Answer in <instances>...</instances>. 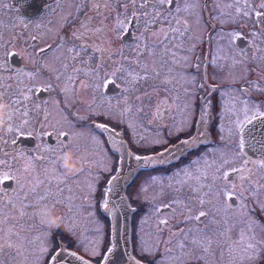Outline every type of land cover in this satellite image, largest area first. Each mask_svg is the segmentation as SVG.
I'll list each match as a JSON object with an SVG mask.
<instances>
[{
  "label": "flooded vegetation",
  "instance_id": "obj_1",
  "mask_svg": "<svg viewBox=\"0 0 264 264\" xmlns=\"http://www.w3.org/2000/svg\"><path fill=\"white\" fill-rule=\"evenodd\" d=\"M61 1L64 2L65 0ZM180 2L181 0H175L173 5L175 7L180 6ZM208 2L209 0H207V6H211L212 9V3ZM105 3L106 0H87L89 15L80 18L78 24L82 27L80 33L77 31L79 27L72 26L71 24L68 25L69 40L66 41L61 34L62 31L59 30V35L62 37L60 44L64 46L62 56L74 57L76 51L73 44H83L80 38L86 39L88 45L91 42L94 43V48L96 49L101 48L100 42L94 40L97 34L93 33H99L95 32L97 27L104 29L110 24L109 22L102 21L101 18L105 17L107 12L109 16L111 15L112 11L115 10L117 0H107L109 4L107 8L104 6ZM96 4L100 5L99 9L95 7ZM119 5L122 6V3ZM5 6L11 9V13L14 16L11 17V20L14 19L17 26L18 19L30 23L32 22L31 19L38 17L47 8L48 0H8L6 4H4V0H0V100L7 102L13 111V118L9 122L13 132L8 133V130H5L6 128H0V208L6 206L9 201L13 202L9 206L13 208V214L16 216L14 218H7V221H13L16 217L21 216V214H28L24 208L37 207L40 211L44 208L42 199L47 195L51 187L49 179L51 170L48 168L51 166L54 149H59L61 156L67 152L71 153L73 157L69 161V165L73 171L69 172L60 165V172L76 178L82 177L85 175L84 173L91 174L92 176H87L89 178L81 183L83 189L87 191L86 193L79 189L71 190L66 188L59 200L51 206L50 211L57 213L55 218L57 224L61 223L63 227H46L43 233L46 235L47 248L42 256L40 255L37 259L36 256H33L32 259L25 261V255L17 254V249H14V254L0 251V260L13 258L18 264H48L51 255L60 245L86 256V252L80 247L81 237L74 233L69 227L68 221L66 222V213L69 209L67 203L69 204L70 201L71 205H80L86 213L87 209L90 210L91 215L95 216L98 220L101 217L108 225L109 219L100 213V191L102 184L111 173L120 172L118 169L120 156L114 152V149H118L119 146L112 145L109 148L105 143L107 140L103 130L108 131L105 128L100 129L99 125L102 122H100L98 117V113H105V109H99L101 111L99 112L96 110L97 107L94 103L89 104L87 109H90L93 114L88 116L85 121H82L84 99L82 87L85 85L89 87L87 79L78 78L76 84L63 81V86H67L71 92L73 89L72 96L76 97L75 100L78 108L80 107L79 110H76L74 104L67 106L66 102L63 101L66 95L61 91L62 85L58 84L59 80L56 72H60L63 65L64 73L66 74L71 69L73 63L78 65L81 63L80 60L76 62L69 61L67 65L64 64L65 62H61L59 70L53 69V66L50 65V58L54 46L51 45V42L40 39V36L49 34L43 32L40 33V36L26 35L25 30L19 27L8 29L6 25L4 27H7V29L3 30V24L9 21L8 16H4ZM166 8L168 9V4H166ZM207 9L205 7L203 9L206 14H208ZM158 10L160 11L161 9ZM18 15L21 17H18ZM137 15H140V13H137ZM129 17L131 16L129 15ZM129 20L130 18L128 22ZM256 21L257 19L254 17L251 21L250 30L246 33L264 31V26L258 24ZM129 25L131 26L129 27ZM90 27L93 33L86 34L85 31ZM135 27V21L131 20L128 24V30H132V34H129L127 37L129 38L130 36V40L134 39L133 28ZM222 28V26H216L209 19L208 30L210 34L206 38V50L203 52L201 46L197 49H192V51L194 50V54L187 66L190 68L192 77L191 80L188 79L186 86L192 87V99L194 100L195 96L197 98L196 103L191 104L188 110L186 107L182 108L179 112L180 117L178 115V121L172 112L173 110H177L176 106H164L162 109L157 108L155 112L149 110L146 106L143 107L140 116L143 119L145 132L151 139V142L148 144H140L137 147L135 145L137 140L133 138L135 136L134 133V136L131 137L126 131H123L125 140L131 151L147 156L160 153L164 159L159 166L156 165L155 167L144 169L138 167L129 176L123 177L125 184L124 194L132 208H129L131 213L127 214L130 217L131 229L128 244L132 255L142 264H176L177 262H169L170 258L167 261L162 258L163 253L165 250L172 249L171 252H173L174 256L176 254L175 250H177L174 242L179 237H173L172 233H179L181 230L187 231L189 227L203 229L212 237L214 243L211 252L205 256L207 260L204 263H201L197 259H186L187 264H264V243H259L261 240H264V207H261L260 202L255 201L247 193H245L244 198L235 194L229 195L233 192H239L240 181L238 179L235 180L237 184L236 190H232L230 187L225 189L223 187L225 182L218 181V188L214 189L213 195L205 198L208 202L203 206L188 203L189 189L187 186L181 191H175L169 188L168 184H155V182L162 183L163 179L167 180L171 178V175H173L176 184L177 180L183 178L182 172L183 170H187L189 164L192 168L194 162H197L198 159L201 162L207 160L210 155L213 157L214 151L218 152V154L215 152L217 157L221 158L223 156L230 160V164L225 166L223 171H230L231 167L241 166L245 159L252 161L264 157V123L255 124L256 126L253 129V153H249L245 147L242 152L237 153L235 149L239 138L234 134L229 135V131L225 128L226 124H228L235 129V121L244 118L243 114H241L242 116H238V114L244 112L245 105L249 108V112L251 110L252 112L264 110V99L255 98L259 84L253 80H245L250 73L249 66H247L248 62L243 63L241 67L244 70V76L240 78V81L234 82V79H230L231 82L227 83L229 87L224 88L225 91L227 89L234 90L236 95L239 96V98L237 97L238 100L241 99V101L237 102L236 113L228 114L229 111L227 109L229 107L227 108L223 100L222 94H224V91L223 89L221 90V83L215 81L213 75H211L215 74L216 70L218 72L224 70L222 73L229 71L224 68L225 66L220 65V58L218 59V56L214 52L218 55L227 54L229 56L230 54L228 58L230 64L228 66L232 68L238 64L241 65V59L233 61V55H235L233 50L239 52L240 55L247 53L249 62L257 61L258 66L264 68V60L260 59L261 55L263 56L264 54V35H257L254 40L251 35H240L244 33L242 26H231L225 30H222ZM228 29L232 30L226 32ZM50 30L52 31L53 29L50 28ZM154 33H158L154 36L163 40V33H160L159 24L155 25ZM222 33L225 37L221 36ZM33 37L36 39L33 40ZM225 38L228 41V45L223 48L222 45ZM69 49H72V51H69ZM253 57H256V59H253ZM105 58L110 59L109 56H105ZM96 59L97 57L94 55L92 61L95 62ZM83 61L88 63L87 60ZM108 64L109 61H104V66H102L104 70L103 75L106 74L107 77L103 82L105 91H101H104L106 95L111 94L116 89L111 85L108 90L105 89L108 81L112 80L111 82H113ZM94 65L95 69L91 65V71L100 70L98 61ZM185 75L189 74L185 73ZM95 76L93 75V78ZM259 89L264 91L263 88ZM25 96L28 97L27 100L24 99ZM17 101L19 103H16ZM53 103L60 111L57 114H53ZM107 108L110 109V107ZM58 116H61L63 120L57 121L55 118ZM230 116H234V119L230 120ZM25 120L28 121L27 124L24 123ZM87 128H98L100 133H102L105 141L98 136L97 141L99 146L102 145L103 158L97 156L95 160H92L83 154L76 153L73 149L76 135L80 132L86 133ZM115 129L121 130L119 128ZM108 135L110 136V134ZM117 137L121 138V135L115 132L114 136H112V143H116ZM193 138L196 139L193 140ZM10 139H15V141L10 143L12 147L9 145ZM186 140L189 141L188 144L183 143ZM14 142L15 144H13ZM172 145H174L173 148L169 147ZM140 148L141 150H139ZM41 149H44L45 152H42ZM164 151L166 152L164 153ZM255 153L256 156L252 157V154ZM133 161L132 164L134 165L136 160L133 158ZM183 162H186V164L178 166ZM221 163L222 160L219 165ZM129 168L131 169L130 166ZM104 171H106V174L100 180V175ZM138 171H141L140 177L142 176L144 179L143 185L140 186H136L135 181L137 179L132 180V176H136ZM212 171L214 170L209 169L210 173ZM67 175H63V178H72ZM257 175H260L259 170H257ZM5 176L8 179L5 180ZM9 180H11V183ZM148 182H152L153 187L150 191L146 192L143 187L149 188L150 186L145 185ZM175 186L179 187V185ZM173 197H179L187 204L186 209L178 208L175 216L172 215L170 209L164 208V204L168 203ZM58 204L65 205V207H58ZM158 207L160 211H157ZM188 210H191L193 215H197L200 211H205L207 213V220L200 224L194 221L186 223L184 215L181 213L186 214ZM149 212L150 214L144 219L145 215ZM29 215L31 216L25 218L27 220L26 223L36 222V219H39V224H48L40 221V214L33 213ZM125 219L127 217H124L122 220ZM149 219L152 222L150 225L151 229H149L152 237L150 241H144V238H141L143 244L138 246L136 236L138 231L141 230L139 226L142 225L143 221H148ZM161 219L169 221L167 227L159 224ZM16 221L18 222L19 219H16ZM3 222H6V220H3ZM253 222L258 225L255 228L256 240L252 241L256 245V248L254 253L243 254L242 248L247 243V236L252 234L247 225ZM14 223L17 224L16 222ZM242 232H246L247 234L245 236V243H234V241L240 240ZM220 233H224V235L221 236ZM170 239L174 244L166 243ZM190 239L191 237H189ZM109 245L110 242L107 237L102 253H98V246L96 252L98 255H92L91 253V256L87 255L86 257L98 263ZM230 248L231 251L229 250ZM99 254L100 258H97ZM248 256L252 258L248 259ZM94 257L95 259H93ZM10 262L13 264L12 259Z\"/></svg>",
  "mask_w": 264,
  "mask_h": 264
},
{
  "label": "rangeland",
  "instance_id": "obj_2",
  "mask_svg": "<svg viewBox=\"0 0 264 264\" xmlns=\"http://www.w3.org/2000/svg\"><path fill=\"white\" fill-rule=\"evenodd\" d=\"M61 0H48V6L47 8L36 18L31 19L32 22L27 23V21L18 19L17 26L15 25V20H11V17H14L11 13V9L7 6L4 8V16H8V22L6 24H3V30L11 29L14 27H19L20 29L25 30L26 35H36L40 36V33L46 32L49 35L46 36H40L42 40H46L51 42V45L54 46L53 53L50 58V65L53 66V69H60V63L65 62L64 64L71 61V62H80L82 60H87L88 65H93L95 69L96 62H99L100 70L92 73L91 71H88V73L85 72V70L78 69L79 72H77L75 75H72L73 69L77 67L76 63H73L71 66L72 68L64 73V66L62 65V68L59 71L56 72V75L58 77V84L61 86V91L63 94L66 95V97L63 99L64 102H66L67 106H70L71 104H74L76 106V110H79L76 104L75 98L72 96V92L70 89H68L67 86H63L64 82H70L73 84L77 83L78 78H82L83 76L88 81L89 87H82V95L84 97L83 99V108H82V114L83 118L82 121H85L86 118L93 114V112L90 109H87L88 105L91 103H94V105L97 107V111L101 112L99 109H105V113L101 112L98 113V117L101 122H103L101 125H104L105 129H107L108 134L110 136H114L115 132L118 131L116 128L120 127L123 131H126L128 135L133 137L137 140L135 145L138 147L140 144H148L151 142L150 137L146 134V129L143 123V119L139 115V107H142L143 103H146L147 105H156L155 101H151L148 95H144L147 89L149 88H157L162 91H164L165 96V102L161 103L162 105H172L176 106V111L173 110L174 117L178 121V118L180 117L179 112L182 110V108L186 107V109H190L191 104H195L197 98L194 96V100L192 99L193 93H192V87L186 86L188 79L191 80L192 75L190 74V68L187 67L189 65L190 58L194 54L193 48L197 49L199 46H201V50L204 52L206 50L207 41L206 38L210 34V31L208 30V20L211 19L212 22L216 26H222V30H225L231 26H242V31L244 33H241L240 35H251L252 33H246L250 30L251 21L254 19L255 15H251L250 17H243L242 15H239L236 13V7L237 0H209L210 3H212V9L211 6H207V0H188V3L195 2L198 6L193 8H188L187 11L184 10L185 8V0H181L180 6H174L173 4L165 3L161 7H159L160 12L164 15L169 14V10H171V13L174 17L172 20V27H180L181 30H183V22L187 20L189 25V30L185 32L183 37L175 36V44H181L182 47H172V51L175 52V59L176 63H173V58L171 54H165L162 46L160 45L161 41L165 40V36L163 34V40H161L159 37H156L152 35L155 31V26L149 28L147 30V35H144L145 28H144V22L142 20H136V27L133 28V40H130L128 35L130 34V31L128 30V24L131 22V17L125 18L124 16L120 15V13L124 12L123 3L122 6L115 5V10L112 11L111 15L109 16L108 12L105 14V17H102L101 20L105 22H109L103 31L99 33H93L97 34L96 37H94V40L100 42V46L104 47L105 49H101V51H97L96 48H94V43L91 42L90 45L87 44V40L83 42V44H73L75 47L74 50L76 51V55L74 57H66L62 56V53L64 51V46H61L60 42L62 40V37L59 35V30H61V34L63 35V38L69 40V32L67 30V27L69 24L72 26H77L79 28H82L79 24L80 18L85 17L89 15L88 13V6H87V0H65L63 3ZM142 2V0H138V3ZM208 2V3H209ZM251 2L254 5H258L261 0H251ZM8 3V0H4V4ZM244 0H239V4L243 5ZM166 4H168V9L166 8ZM179 7L181 11L179 13H176V8ZM207 9L208 7V14L203 10ZM120 8V9H118ZM151 9H149L150 11ZM174 11V12H173ZM18 17H21L18 15ZM95 17V15H93ZM111 17V18H110ZM130 18L129 22L128 19ZM209 18V19H208ZM180 20L181 23L177 25L175 23L176 20ZM120 20L123 22L124 26L121 27L120 24L117 23V21ZM102 24V23H101ZM6 25L7 27H4ZM131 25H129L130 27ZM163 28L166 30L169 25L168 24H159L160 29ZM53 29L52 31L50 30ZM232 29H228L226 32H230ZM229 34V33H225ZM175 34H169L168 39L171 40L172 37ZM221 36L225 37L222 33ZM227 37V36H226ZM82 42V41H81ZM145 44L155 46V56L147 55L143 52ZM226 45H228V41L225 38L222 47L225 48ZM70 46V45H69ZM137 49L141 50V54L139 57L137 56ZM233 61H237L238 59L243 60L245 63L248 62L247 66H249L250 73L248 77H244L245 80H253L259 84L258 92L255 94V98H263L264 99V91H261L259 88L264 89V76H263V67H259L257 64V61H248V54L244 53L243 55L239 54V52L233 50ZM216 56H218L219 63L221 66H225V69H228L229 71H226L222 73L215 71V74L213 75L215 81H218L221 87V90L223 89L224 94L223 100L225 101V104L227 105V111H229L228 114H231L233 112L236 113L237 111V102L241 101L238 100L239 96L236 95L234 90L227 89L226 91L224 88H228L229 86L227 83H230V79H234V82H239L240 78L244 76V70L241 69L243 63L241 65H237L232 67H229L230 64L228 58L230 56H227V54L218 55L216 52H214ZM96 56L97 59L95 62L92 61V57ZM116 56L118 63L114 65V72L121 66L127 71L132 68H134L137 72L141 71L139 68V64H147L149 71H152L153 68H155L157 71H159L160 75L159 77H155L147 82H139L137 85L136 90L132 92L125 93V88L129 87V85L124 80L125 72H118L115 76L112 75L113 69L108 68L111 72L110 75H112V78L121 85V92L117 96H111L106 95L104 93V80L106 79V74L103 75V62L106 61L105 56H109L110 59H108L109 64H113L114 61H111V56ZM226 55V56H225ZM262 56V55H261ZM264 56V54H263ZM163 60L166 62H162ZM186 57V59H185ZM217 59V60H218ZM60 60V61H59ZM131 60H134V62H131ZM82 63V62H81ZM83 66L86 65L82 64ZM106 65V64H105ZM169 69H171V72H169ZM59 72V73H58ZM185 73L189 75H185ZM93 75H96L95 78H93ZM195 79V78H194ZM169 81L168 83H164V81ZM226 80H228L226 82ZM227 85V86H225ZM192 86V84H191ZM67 89V91H65ZM106 90H108L105 87ZM101 90H104L103 92ZM138 94V95H137ZM137 95V96H136ZM136 97H140L141 99L137 100ZM238 97V98H237ZM140 103V104H139ZM139 104V105H138ZM74 106V107H75ZM104 107V108H103ZM107 107H110L107 108ZM138 107V108H137ZM75 111L74 109H72ZM109 110V111H108ZM52 111L53 114H57L59 109L57 106L53 103L52 105ZM112 111V112H111ZM252 112V110H251ZM249 112V115L251 114ZM244 116L243 113H239L238 116ZM179 115V117H178ZM110 117V118H109ZM57 121H62V117L58 116L55 118ZM230 120L234 119V116H230ZM244 118H242L241 121H243ZM257 122L255 124H260L264 121V119H257ZM230 124V123H229ZM252 126V130L255 128L256 125ZM251 124H246V127H249ZM245 127V129H246ZM225 128L229 131L231 127L230 125L226 124ZM101 129V128H100ZM234 129V128H233ZM7 130V129H5ZM8 131V133H12ZM92 133V135H91ZM134 133V135H133ZM253 134V133H252ZM97 136L104 140V137L102 133H100L99 129L97 128H87L86 133H78L76 135V138L73 142V149L78 154H83L87 158H90L92 160H95L97 156L100 158H103L102 154V145L99 146V143L97 141ZM125 138V137H124ZM121 139V138H120ZM14 140L10 139V143H12ZM106 145L110 148L112 145H118V143H112L110 141L105 142ZM15 144V142L13 143ZM12 147V145H10ZM171 148L174 147V145L169 146ZM54 149V148H53ZM141 150V148L139 149ZM42 152H45L44 149H41ZM54 156H52L51 160V166L50 169V191L48 190L47 195L42 199V202L44 204V208L40 211L37 207H31L29 209L24 208V210L28 214H21V216L16 217L13 221H7V218H14L16 215L13 214V208L9 205H12L13 202L9 201L8 204L2 208H0V251L3 253H9L14 254V249H17V254H23L25 255V261L28 259H32L33 256H36V259L42 256L43 252L41 249L47 248V240L46 235L43 233L48 228H55V226H58L59 228H62L63 226L61 223L56 224L55 226H50L49 224L43 225L39 224V219H36V222L26 223V219L28 218L29 214H40V221L45 223L44 221L48 219V216L46 215L49 211L51 206L56 203L61 194L64 193V190L66 188L71 190L79 189L80 191L86 193L81 185V183L85 182L89 177H91V174L84 173L80 178L73 177L71 175L64 174L59 171L60 165H62V162L60 160L61 157V151L59 149H54ZM133 154V158L136 156L141 157H150V155H143V154H136L135 152L131 151ZM166 151H164L165 153ZM212 157L211 155L207 158L205 161L200 162V166L204 167L205 162L207 164L213 165L212 170L215 169V167L219 166V163L221 162V158L217 157L215 155ZM218 154V152H216ZM152 154V153H151ZM198 159V158H197ZM199 161V159H198ZM145 162V161H144ZM146 163V162H145ZM108 164V163H107ZM186 164V162L181 163L178 166H182ZM157 164L152 160L150 163H146V166L144 168H150L155 167ZM129 164H126L124 167H128ZM159 166V165H158ZM127 169V168H126ZM124 170V172L126 171ZM187 169H193L194 166L191 168L190 164L187 167ZM63 171V169H62ZM173 171V169H172ZM141 171H138L136 176H132V180H135L136 186L143 185L144 179L142 176L140 177ZM103 174H106V171H104ZM113 173H111L112 175ZM118 174V173H117ZM63 175L70 176L72 178H63ZM89 176V177H87ZM34 178V176H32ZM183 179V178H182ZM131 180V181H132ZM175 179L173 175H171V178L165 180L163 179V182H155V184L163 185V184H175ZM123 179L118 178L116 181V187H114L113 197L117 196V193L119 190L123 189L125 187V184L122 183ZM120 183V187L118 185ZM149 183V184H148ZM145 185L150 186L149 188L143 187L146 192L150 191L152 189V182H148ZM205 191H207V188H205ZM65 196V195H64ZM70 196V195H69ZM66 197V196H65ZM261 200H264V196L260 198ZM45 200L46 203H45ZM255 200V199H254ZM257 201V200H255ZM69 209L66 213V222L68 221V225L71 228V230L78 234L81 237V249L86 252L88 256H91V249L95 248L97 252V247L99 246V252L102 253V250L104 248L105 243H102L105 235V229L107 228V223L104 219L100 217V220H98L95 216L91 215V211L87 209V213L84 212L80 205H71V202L69 201V204L67 203ZM165 205V204H164ZM58 207H65V205H59ZM99 207H102L99 204ZM139 208V207H138ZM52 218L55 219L57 216V213L55 211H51ZM100 213H102V210H100ZM120 213V212H119ZM122 215V213H120ZM145 215L144 219L148 216ZM16 219H19L17 222ZM3 220H6V222H3ZM16 222L17 224H15ZM152 222L149 219L148 221H143L142 225L139 226L141 230L137 233V242L138 246H141L143 242H141V238H144L145 240L150 241V238L152 237V233L149 229H151ZM142 231V232H141ZM131 232V229H130ZM165 233V232H164ZM246 234V232H244ZM247 235V234H246ZM181 239V238H179ZM177 240L174 242L176 244ZM173 243V244H174ZM103 246V247H102ZM107 247V246H106ZM102 248V250H101ZM175 248L178 250H175V255L173 256V252H169V250H165L163 253L162 258H164L166 261L170 258L169 262H177V260L174 259L175 256L180 255L179 249L175 246ZM80 249V248H79ZM80 249V250H81ZM81 250V251H82ZM89 252V253H88ZM98 255V254H97ZM203 255V254H201ZM97 258H100V254ZM12 259L13 264H18L15 259L9 258V259H1L0 263L2 264H11L10 260ZM95 259V257L93 258ZM185 259H193L191 257H186ZM92 260V259H91ZM201 263H204L207 259H197ZM187 261V260H186ZM176 263V264H177Z\"/></svg>",
  "mask_w": 264,
  "mask_h": 264
},
{
  "label": "snow or ice",
  "instance_id": "obj_3",
  "mask_svg": "<svg viewBox=\"0 0 264 264\" xmlns=\"http://www.w3.org/2000/svg\"><path fill=\"white\" fill-rule=\"evenodd\" d=\"M166 2L169 4H173L175 3V0H142V2L139 3L138 0H117V6H119L120 3H123L124 12L120 13V15L124 16L125 18L129 17L130 15L132 21L142 20L144 22V35H147V30L149 28L157 24H168L169 27L166 30L164 28L160 29V33H163L165 36V40L161 41L160 45L162 46L164 53L171 54L173 63H176L177 61L175 59V52L172 51V47H182V45L174 43L175 36L183 37L185 32L189 30V25L187 20H185L183 22V30H181L180 27H172V20L174 19V17L171 13V10H169L168 15H164L158 10L159 7L164 5ZM237 5V14L242 15L243 17H250L254 14L257 18L256 22L264 26V0H261L258 5H254L251 0H244L243 5H240L239 0H237ZM104 6L105 8L109 6L107 0ZM196 6L198 5L195 2L188 3V0H185L184 10L187 11L188 8H193ZM95 7L99 9L100 5L96 4ZM149 9H151V11H149ZM180 11L181 9L177 7L176 13H179ZM137 13H140V15H137ZM117 23L120 24L121 27L124 26L123 22L120 20H118ZM175 23L179 25L181 21L177 19ZM101 31H103V29L100 27H97L95 29V32ZM170 33L175 34L171 40L168 39ZM157 34L158 33H152V35ZM257 35H264V31H261L259 33L253 32L252 36L254 40ZM35 39L36 38L33 37V40ZM154 47L155 46L145 44L143 52L147 55L155 56ZM41 51H43V49H41ZM69 51H72V49H69ZM97 51H101V49H97ZM140 54L141 50L137 49V56L139 57ZM253 59H256V57H253ZM260 59L264 60V56H261ZM162 62H166L163 60V57ZM243 62V60L240 61V63ZM139 68L141 69V71L139 72H137L134 68L126 71L123 66H121L112 73V75L115 76L118 72H125L124 80L129 85V87L125 88V93L136 90L139 82H147L155 77H159L160 75L159 71H157L155 68H153L152 71H149L147 64H139ZM169 72H171V69H169ZM168 82L169 81L167 80L164 81V83ZM85 87H87V85H85ZM65 91H67V89H65ZM145 95H147V93H145ZM24 99L27 100L28 97L25 96ZM136 99L139 100L141 98L136 97ZM16 103L19 102L17 101ZM243 111V121L237 119L235 121V129H229V135L234 134L239 138L235 149L237 153L242 152L245 147V139L243 134L245 132L246 124H252L253 121L257 119H264V110H256L252 112L251 115H249L250 110L247 105H245ZM24 123L27 124L28 121L25 120ZM99 127L103 129L105 126L99 125ZM8 131L11 132L12 128L10 127ZM195 139L196 138H193V140ZM183 143L188 144L189 141L186 140ZM135 159L150 163L153 158L136 156ZM221 160L222 163L219 166L215 167L214 171H212L211 173L209 172V169H212L213 165L207 164V162H205V166L201 167L199 161L194 162V170H183V179H179L176 181V185H179V187H176L172 184H170L168 187L175 191H181L185 186H187V188L189 189V195L187 198L188 203L203 206L206 202H208L205 198L213 195L214 189L218 188V181L225 182L223 184V187L225 189L230 187L232 190H236L237 184L235 180L238 179L240 181L239 192H233L229 195L235 194L239 195L241 198H244L245 193H247L251 198L260 202L261 207H264V200L260 199L262 196H264V157L259 160L252 161L245 159L241 166L231 167L230 171H223L225 166H228L230 164V160L224 158L223 156L221 157ZM257 170H259L260 175H257ZM4 179L6 180L8 179V177L5 176ZM205 188H207V191H205ZM164 208L170 209L172 215L175 216L177 214V209H186L187 204L179 197H173L168 203L164 205ZM157 211H160L159 207L157 208ZM181 214L184 215L186 223H191L194 221L197 224H200L207 220V213L205 211H200L197 215H193L191 210H188L186 214L183 212ZM159 224L165 225L167 227L169 221L166 219H161L159 221ZM247 227L252 231V234L250 236H247V243L242 248L243 254H247L249 252L254 253L256 248V245L252 243V241L256 240L255 228L258 227V225L253 222L249 223ZM220 235L223 236L224 233H220ZM172 236L182 238L178 239L176 242V247L179 249L180 255L174 257V259L177 260L179 264H187V261L185 259L186 257H191L193 259H204L205 256H207L211 252L214 243L212 237L199 227H189L187 231L181 230L179 233H172ZM245 236L246 234L242 232L240 240L234 241V243H245ZM189 237H191L190 240ZM166 243L172 244L173 241L170 239ZM259 243H264V240H261ZM229 250L231 251V248ZM41 251H46V249L42 248ZM108 251H111V249H109ZM171 251L172 249H169V252ZM91 253L92 255L97 254L95 248L91 249ZM70 255L80 261V264H90V260L86 259L84 256H78L75 252L70 253ZM60 258L61 257L59 255H56L51 257L50 259L53 261V264H56V262ZM247 258L251 259L252 257L248 256ZM104 259H107V257H104Z\"/></svg>",
  "mask_w": 264,
  "mask_h": 264
},
{
  "label": "water",
  "instance_id": "obj_4",
  "mask_svg": "<svg viewBox=\"0 0 264 264\" xmlns=\"http://www.w3.org/2000/svg\"><path fill=\"white\" fill-rule=\"evenodd\" d=\"M263 120V119H262ZM257 121H253V123L249 126L246 127L245 132L243 135L246 134L245 137V148L249 153H253L254 149L252 146V141H253V134H252V126L256 123ZM264 123V121L262 122ZM260 123V124H262ZM105 137L107 141L112 142V136L108 135V132L104 131ZM116 143H118L119 148L114 149V152L119 154L120 156V162H119V170L120 173L117 175V177H114L112 179V182L109 184V187L113 189L116 187V181L118 178H122L124 176H129L132 171L137 169L138 167L143 168L146 166V163L143 160H136L135 164L133 165V154L131 151L128 149L127 144L123 140V137L121 135L120 137H117L115 140ZM256 156L255 154H252V157ZM153 161L157 163L159 161L158 157H152ZM126 164H129L131 169L128 167H124ZM127 168V169H126ZM126 171L124 172V170ZM120 187V183H118ZM114 192V190H113ZM110 193V191H109ZM109 193L108 197L105 196L103 200V211L105 214L109 216V222H110V241L113 239H117L119 242L114 244L113 246H110L106 252L104 253L101 261L98 264H142L138 262L132 255L130 246L128 244V241L130 239V230H129V217L128 215L124 214V199H123V191L122 189L118 191L117 196L113 198L111 201L109 199ZM112 202V209L110 211V203ZM122 213V215L120 213ZM124 217H127V219H124ZM111 249V251H108ZM73 251H68L64 248H58V250L54 253L53 256L59 255L61 258L56 262V264H80V261H78L75 257L70 255ZM67 253V254H65ZM77 254V253H76ZM78 255V254H77ZM52 256V257H53ZM81 256V255H78ZM104 257H107V259H104ZM49 264H53V261L50 259ZM90 264H96L90 261Z\"/></svg>",
  "mask_w": 264,
  "mask_h": 264
},
{
  "label": "clouds",
  "instance_id": "obj_5",
  "mask_svg": "<svg viewBox=\"0 0 264 264\" xmlns=\"http://www.w3.org/2000/svg\"><path fill=\"white\" fill-rule=\"evenodd\" d=\"M12 118L13 111L11 107L7 102L0 100V128H6L8 130L11 127L9 122L12 120ZM72 159V154L67 152L60 157L62 166L69 172L73 171L69 165V161ZM46 215L48 216V219H46L44 222L48 223L50 226H55L57 221L52 218L51 211H49Z\"/></svg>",
  "mask_w": 264,
  "mask_h": 264
},
{
  "label": "trees",
  "instance_id": "obj_6",
  "mask_svg": "<svg viewBox=\"0 0 264 264\" xmlns=\"http://www.w3.org/2000/svg\"><path fill=\"white\" fill-rule=\"evenodd\" d=\"M139 104H140V103H139ZM139 104H138V105H139ZM137 108H138V107H137Z\"/></svg>",
  "mask_w": 264,
  "mask_h": 264
}]
</instances>
